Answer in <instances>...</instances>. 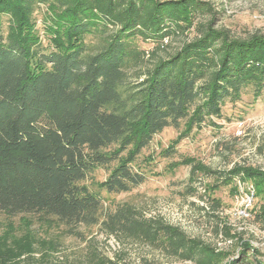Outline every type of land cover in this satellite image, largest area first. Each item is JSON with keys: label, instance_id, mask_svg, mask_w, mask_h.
Returning <instances> with one entry per match:
<instances>
[{"label": "trees", "instance_id": "trees-1", "mask_svg": "<svg viewBox=\"0 0 264 264\" xmlns=\"http://www.w3.org/2000/svg\"><path fill=\"white\" fill-rule=\"evenodd\" d=\"M38 4L63 12L57 22L69 42L56 39L47 51L23 36L20 25ZM211 13L206 0H0V20L13 14L19 24L6 35L0 27V212L52 217L70 233L100 225L180 259L217 264L204 241L129 202L107 211L83 184L104 167L108 192H130L147 179L136 158L165 128L201 125L222 117L228 101L264 94V32L235 37L213 18L197 22ZM194 29L165 57L136 41L160 49ZM95 33L100 40L89 49L85 35ZM232 172L264 191V170L238 164ZM25 259L41 262L29 254L6 264ZM86 263L119 264L94 247Z\"/></svg>", "mask_w": 264, "mask_h": 264}, {"label": "rangeland", "instance_id": "rangeland-1", "mask_svg": "<svg viewBox=\"0 0 264 264\" xmlns=\"http://www.w3.org/2000/svg\"><path fill=\"white\" fill-rule=\"evenodd\" d=\"M206 1L214 13L199 16L197 22L213 18L214 27L235 37L264 32V0ZM61 13L45 4L35 5L30 23L20 25L23 36L47 51L56 39L60 46L69 42L71 37L57 22ZM0 25L4 35L13 25L19 26L13 14L3 15ZM197 33L194 29L171 37L160 49L158 42L136 41L142 48L156 50V57H165ZM99 40V33L85 35L89 49ZM150 65L147 61L141 67ZM222 114L201 125L183 123L180 129L167 127L157 134L136 158L135 170L147 179L132 191L108 192L103 182L109 168L104 167H97L83 184L103 200L107 211L129 202L145 217L160 218L204 241L217 264H264V191L259 192L252 179L232 172L238 164L264 170V94L228 101ZM248 196L251 205L242 212ZM76 231L70 233L52 217L0 212V264L29 254L41 260L38 264H87L86 255L93 247L119 264H196L145 241L110 234L100 225ZM21 264L37 263L25 259Z\"/></svg>", "mask_w": 264, "mask_h": 264}, {"label": "built area", "instance_id": "built-area-1", "mask_svg": "<svg viewBox=\"0 0 264 264\" xmlns=\"http://www.w3.org/2000/svg\"><path fill=\"white\" fill-rule=\"evenodd\" d=\"M243 203H244V207L245 208L241 210L242 212L245 211L247 208L250 207V205H251V203H250V197L248 196L247 199L243 201Z\"/></svg>", "mask_w": 264, "mask_h": 264}]
</instances>
